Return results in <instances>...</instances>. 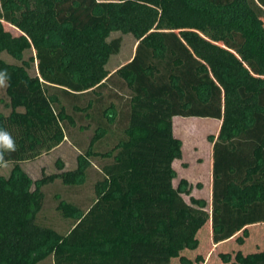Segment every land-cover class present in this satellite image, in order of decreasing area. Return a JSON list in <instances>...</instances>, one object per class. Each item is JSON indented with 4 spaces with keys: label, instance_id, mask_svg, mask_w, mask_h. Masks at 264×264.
<instances>
[{
    "label": "trees",
    "instance_id": "16d2710c",
    "mask_svg": "<svg viewBox=\"0 0 264 264\" xmlns=\"http://www.w3.org/2000/svg\"><path fill=\"white\" fill-rule=\"evenodd\" d=\"M114 32L132 34L137 46L111 71L122 46V38L109 40ZM0 71L11 107L9 115L0 111V130L15 141L14 151L0 153V169L13 164L0 175V264L48 256L54 264H190L182 252L198 247L205 225L214 244L233 237L243 244L250 226L264 224V0H0ZM177 117L221 122L210 136L208 202L191 196L186 179L174 185ZM77 122L95 128L78 168L41 186L55 177L75 186L92 158L109 161L86 211L59 204L74 220L61 234L39 222L44 195L21 163L40 144L59 146ZM117 132L112 148L96 150ZM220 256L264 264V248Z\"/></svg>",
    "mask_w": 264,
    "mask_h": 264
},
{
    "label": "rangeland",
    "instance_id": "374dc122",
    "mask_svg": "<svg viewBox=\"0 0 264 264\" xmlns=\"http://www.w3.org/2000/svg\"><path fill=\"white\" fill-rule=\"evenodd\" d=\"M5 28L13 30L6 23ZM115 38H122V46L120 52L110 58L107 68L111 71H115L130 61L137 46V40L132 34L114 32L109 40ZM32 56H34V52L27 51L23 59L30 62ZM2 58L8 63L21 64L7 53H3ZM31 64L29 73L31 76H35L38 74L36 62ZM0 111L4 115H9L11 112L6 86L0 87ZM79 124L77 122L75 127L68 125L66 138L59 146L49 150L46 144H40L35 156L21 163L22 169L32 181L33 189L41 186L42 180L47 177L59 176L66 171H74L78 168L79 157L88 150L90 141L95 134L94 127L90 126V128L80 130ZM87 124V121L83 123L84 126ZM220 126L221 122L214 119L182 117L174 119L175 136L182 141L181 157L174 162L176 170L174 185L177 187L182 179H186L192 185L191 196L205 199L207 202L211 200L212 187L213 143L210 141V136H217ZM121 136V132H117L115 136L112 135L109 139L99 141L96 150L99 152L109 150ZM108 161L100 157L92 158V165L88 168L86 180L75 186L65 184L61 177H55L53 181L41 186L44 198L42 210L38 214L39 222L52 226L61 234L69 232L74 220L65 219L62 216L61 211L58 210L59 204L66 201L76 204L86 211L95 197L96 182L103 178L101 168ZM12 168L13 164L4 165L0 169V175L8 177ZM184 197L190 202L188 195H184ZM209 234V227L205 225L197 234L198 247L195 250L186 249L182 252L190 264H230L225 262L220 255L229 254L234 258L238 251L249 254L264 248V225L249 228V237L245 238L243 244H239L235 239L219 248L214 247ZM38 264H54L53 258L48 256ZM171 264L183 263L178 258H174Z\"/></svg>",
    "mask_w": 264,
    "mask_h": 264
},
{
    "label": "clouds",
    "instance_id": "9594fccd",
    "mask_svg": "<svg viewBox=\"0 0 264 264\" xmlns=\"http://www.w3.org/2000/svg\"><path fill=\"white\" fill-rule=\"evenodd\" d=\"M8 76L4 71H0V87H5L7 85ZM15 150V141L11 135L4 130H0V153L3 151H14ZM3 159V156L0 155V160Z\"/></svg>",
    "mask_w": 264,
    "mask_h": 264
},
{
    "label": "crops",
    "instance_id": "0c3cea01",
    "mask_svg": "<svg viewBox=\"0 0 264 264\" xmlns=\"http://www.w3.org/2000/svg\"><path fill=\"white\" fill-rule=\"evenodd\" d=\"M258 225H264V224H258ZM258 225H253V226H258ZM253 226H250L249 228H251V227H253ZM209 227V226H208ZM202 230V229H201ZM209 232H210V238H211V240H212V234H211V228L209 227ZM236 239V237H233V238H231L230 240H228V241H225V242H222V243H219V244H214L213 243V241H212V243H213V245H214V247H216V248H219V247H221V246H223L224 244H227V243H230V242H233V240H235Z\"/></svg>",
    "mask_w": 264,
    "mask_h": 264
}]
</instances>
